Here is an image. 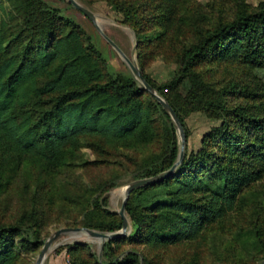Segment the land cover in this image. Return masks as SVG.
<instances>
[{
    "label": "trees",
    "instance_id": "1",
    "mask_svg": "<svg viewBox=\"0 0 264 264\" xmlns=\"http://www.w3.org/2000/svg\"><path fill=\"white\" fill-rule=\"evenodd\" d=\"M114 4L138 36L145 9L125 1ZM137 38L141 75L174 110L186 138L183 117L189 113L221 120L197 152H184L172 175L130 193L125 212L133 233L108 242L167 247L197 239L234 211L243 192L264 173V110L227 106L226 95L251 91H236L232 82L216 90L196 71L200 64L217 62L264 67V2L255 12L201 32L181 49L177 75L162 85L142 72L148 41ZM183 86L187 92L181 96ZM168 126L170 118L154 97L132 76L112 77L85 32L57 9L42 0H0V160L5 167L16 170L27 159L49 170L68 166L81 139H98L102 152L136 150L162 139L160 152L143 157L133 174L134 179L153 177L178 159L174 129ZM27 220L23 216L16 227H0V264H15L21 251L35 249L25 237ZM81 223L108 232L122 227L117 214L101 207L85 210ZM142 262L152 264L145 256ZM134 263L137 253L116 262Z\"/></svg>",
    "mask_w": 264,
    "mask_h": 264
},
{
    "label": "rangeland",
    "instance_id": "2",
    "mask_svg": "<svg viewBox=\"0 0 264 264\" xmlns=\"http://www.w3.org/2000/svg\"><path fill=\"white\" fill-rule=\"evenodd\" d=\"M42 1L85 32L106 61L112 77L133 75L107 39L138 67L140 73L137 37L147 40L142 72L157 85L165 84L177 75V58L181 49L195 42L201 32L231 22L242 12H255L264 2L75 0L94 15L96 26L67 0ZM114 1L137 4L145 9L143 15L146 19L138 36L124 23V16ZM196 71L216 90L232 82L237 86L236 91L245 87L251 91L252 94L244 96L236 92L226 95L227 106L245 105L252 107V111L264 110V106L257 107L264 103V67L217 62L200 64ZM186 92L187 86L180 88L181 96ZM183 122L188 135L186 138L184 131V152L187 150V153L197 152L205 136L221 125V120L212 119L203 112L189 113L183 117ZM169 128L174 129L179 148L180 137L171 120ZM98 141L95 138L81 139L76 158L68 162V166L56 170L44 168L31 159L24 161L16 170H9L0 160V227H16L19 219L26 216L25 237L31 238L35 245L33 251H21L15 264H35L45 241L59 229L85 228L81 223L85 210L88 212L101 207L119 217L123 196L118 191L139 180L134 179L133 174L143 157L158 153L162 148L160 139L136 150L120 148L102 152V147L96 146L101 143ZM241 198L234 211L192 241L167 247L133 246L126 242L109 245L110 240L101 242L92 238L69 241L72 235L68 233L60 235L52 243L42 264H81L82 261L87 264H116L129 253H137L138 264H143L142 256L152 264H264V173L261 180L243 192ZM126 218L129 228L124 238L133 233L127 214ZM77 245L84 246L71 253L69 248Z\"/></svg>",
    "mask_w": 264,
    "mask_h": 264
},
{
    "label": "water",
    "instance_id": "3",
    "mask_svg": "<svg viewBox=\"0 0 264 264\" xmlns=\"http://www.w3.org/2000/svg\"><path fill=\"white\" fill-rule=\"evenodd\" d=\"M76 10H78L80 13H82L85 17H87L93 24L96 25V20L94 15L87 10L86 8H84L83 6H81L79 3H77L75 0H67ZM97 26V25H96ZM107 41L109 42V44L120 54V56L123 58V60L125 61V63L127 64L128 68L130 69L133 77L140 83L141 87L147 91L148 93H150L154 99L162 106L163 110L167 113V115L169 116L170 120L172 121V123L174 124V126L176 127L179 137H180V143H179V155H178V159L177 161L172 165V167L170 169H168L167 171H164L156 176L153 177H149V178H144V179H139V180H135L132 181L130 183H128L125 186V192H124V196H123V201H122V205L120 207V210L118 211V215L122 220V227L119 231L113 232V233H101V232H96L87 228H63V229H59L58 231H56L52 236H50L44 243L37 261L35 264H42L51 248L52 243L60 236L63 234H72V233H80V232H85L86 234L89 235L90 238L92 239H97L100 240L101 242L104 241H108L114 238H118V237H125L127 235L128 232V228H129V222L128 219L126 218V214H125V205L127 202V199L130 195L131 192L146 187V186H150L156 183H159L161 181H163L166 177L172 175L174 173V171L176 170V168L180 165V163L183 160V156H184V145H185V135H184V130L182 127V124L178 118V116L176 115V113L174 112V110L171 108V106L162 98V96H160L158 94V92L153 89L146 81L145 79L142 77L140 70L138 69V67L132 62L130 61L117 47L116 45L111 42L109 39H107Z\"/></svg>",
    "mask_w": 264,
    "mask_h": 264
},
{
    "label": "bare ground",
    "instance_id": "4",
    "mask_svg": "<svg viewBox=\"0 0 264 264\" xmlns=\"http://www.w3.org/2000/svg\"><path fill=\"white\" fill-rule=\"evenodd\" d=\"M124 192H125V188H123L122 190L118 191V193H120L122 196H124ZM72 237L70 239H68L69 241H74V240H88L90 239L89 235L86 234L85 232H80V233H72L71 234ZM98 246V245H97Z\"/></svg>",
    "mask_w": 264,
    "mask_h": 264
}]
</instances>
